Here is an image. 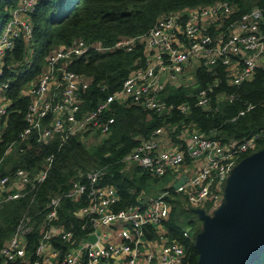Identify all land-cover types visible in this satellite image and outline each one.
Listing matches in <instances>:
<instances>
[{
    "label": "built area",
    "instance_id": "obj_1",
    "mask_svg": "<svg viewBox=\"0 0 264 264\" xmlns=\"http://www.w3.org/2000/svg\"><path fill=\"white\" fill-rule=\"evenodd\" d=\"M37 1L20 0L12 9V16L0 35V76L4 70L2 58L5 52L14 47L21 34L32 38L30 12ZM234 10L229 1H218L171 12L160 18L148 32L121 37L113 46L75 38L68 46L51 51L42 73L30 87L27 126L20 134L21 141L36 134L39 142L47 143L58 131L62 132L64 139L85 132L107 134L114 117H105L104 113L112 108L114 101L124 105L137 104L159 114L177 108L188 115L190 102L175 105L163 98L162 92L167 84L179 83L191 61H198L208 68L224 64L230 83L236 86L251 79L264 58V7H255L229 20ZM138 42L144 44L145 64L135 68L122 87L99 101L94 109L84 111L83 94L93 79L70 69L69 62L92 49L124 48L130 51ZM2 86L8 87V82ZM4 98L0 96V144L6 126V120H2L7 114ZM209 101L208 90L201 89L195 103L207 106ZM173 130L175 132L176 127ZM169 131L167 126L157 127L149 138L135 146L125 160L129 164L135 162L153 176L171 173L173 190L184 192L188 201L198 207L207 202L215 205L221 200L225 180L242 156L256 149L258 140L264 137V133H257L242 141L222 143L206 132L186 126L178 134L184 143L165 145L162 138L165 134L169 136ZM16 148L17 142L9 144L5 153L0 154V165ZM19 149L23 152L25 147ZM45 160L44 168L34 177L23 167L0 175V204L23 197L44 181L52 157ZM101 174V169L88 171L74 180L69 191L50 199L33 259L27 255L26 236L31 229L32 218L25 215L2 247L0 264H15L17 260H26L28 264H83L85 260L87 264H184L186 247L170 238L164 223L171 211L169 201L164 199L169 191L148 202L141 199L115 210L120 194L114 185L100 183ZM183 176H187L185 183L175 188V182ZM65 197L83 201L77 214L85 218L86 224L93 225L92 230L79 241L73 239L72 230L55 223ZM152 231L156 232V237H151ZM184 233L189 235L188 230ZM93 234L97 236L95 241L90 239ZM55 238L70 244L62 249L54 244Z\"/></svg>",
    "mask_w": 264,
    "mask_h": 264
},
{
    "label": "trees",
    "instance_id": "obj_2",
    "mask_svg": "<svg viewBox=\"0 0 264 264\" xmlns=\"http://www.w3.org/2000/svg\"><path fill=\"white\" fill-rule=\"evenodd\" d=\"M19 1L0 0V32ZM218 1H229L233 5L235 10L229 20L255 7H264V0L37 1L30 12L32 38L21 34L14 47L8 49L2 58L4 70L0 76V96L5 97L7 114L2 118L6 120V126L1 137L0 154H4L12 142H17V148L4 158L0 175L23 167L34 177L44 168L46 157L51 156L52 163L47 177L36 188L23 197L0 204V251L13 236L20 220L30 215L31 229L26 235L27 255L33 259L42 236L41 224L46 218L50 199L69 191L74 180L88 171L101 169L100 183L114 185L120 194L119 201L114 205L115 210L169 191L164 197L171 207L170 216L164 222L168 234L172 240L185 245L184 264L199 263L196 238L204 228L199 207L191 204L184 192L174 191L173 185H159L160 180H167L166 176H153L140 165L129 164L125 157L159 126L176 127V134L186 126L195 127L222 143L242 141L257 133H264V67L257 68L254 76L239 86L230 83L228 70L222 63L211 68L200 65L196 72L197 86L167 84L162 97L175 105L190 102L188 115L177 108L159 114L137 104L124 105L114 101L112 108L104 113L105 117H114L110 132L95 144L89 145L83 139L88 132L64 139L62 132L58 131L47 143L39 142L36 134L21 141L20 134L27 126L26 112L31 101L29 89L42 73L51 51L68 46L75 38L113 46L121 37L148 32L160 18L171 12L199 8ZM145 60L144 44L138 42L130 51L124 48L107 51L92 49L69 62L70 69L93 79L83 94L84 111L94 109L99 101L121 88L129 74L144 65ZM5 82H8V87L3 88ZM201 89L208 90L210 95L207 106L195 103ZM173 138L184 143L177 135H173ZM21 146L25 147L23 152L19 149ZM263 147L264 137H261L257 149ZM205 204V209L209 211L212 202ZM82 205L83 201L65 197L55 220V223L72 230L76 241L84 238L93 228L92 224H86L85 218L77 214ZM187 230L188 236L184 233ZM151 237H156L155 231L151 232ZM53 241L62 249L70 244L60 238ZM15 264L28 263L26 260H17ZM83 264H87L86 260ZM252 264H264V250Z\"/></svg>",
    "mask_w": 264,
    "mask_h": 264
},
{
    "label": "water",
    "instance_id": "obj_3",
    "mask_svg": "<svg viewBox=\"0 0 264 264\" xmlns=\"http://www.w3.org/2000/svg\"><path fill=\"white\" fill-rule=\"evenodd\" d=\"M185 181L183 176L174 187ZM198 212L204 221L196 238L198 264H252L264 250V148L235 166L228 179L226 204L215 216L203 208Z\"/></svg>",
    "mask_w": 264,
    "mask_h": 264
},
{
    "label": "rangeland",
    "instance_id": "obj_4",
    "mask_svg": "<svg viewBox=\"0 0 264 264\" xmlns=\"http://www.w3.org/2000/svg\"><path fill=\"white\" fill-rule=\"evenodd\" d=\"M0 35H1V32H0ZM260 67H264V58H262L261 59V61H260ZM183 80H184V77L182 78ZM182 79L179 81V83L182 81ZM178 84V83H177ZM189 86H193V85H189ZM30 90V89H29ZM104 135L105 134H102V133H100V132H95V133H89V134H87V135H85L84 136V140H86V142L89 144V145H91V144H95V143H97V142H99L100 140H102L103 139V137H104ZM181 140H183L184 141V139H181ZM179 143V142H178ZM257 146H258V144H257ZM264 148V147H263ZM263 148H261V149H263ZM261 149H257V147H256V149H254V150H251V153H249V154H244V156H242V158L238 161V164L241 162V160H243L245 157H247V156H249V155H252V154H254L255 152H257V151H259V150H261ZM246 155V156H245ZM132 164H136L135 162H133ZM182 169H185V168H183L182 167ZM165 178H167V180H160L159 181V185H163L164 187H167V186H170L171 184H172V182H173V176H172V174L171 173H169L168 175H166V177ZM228 179L229 178H227L226 180H225V183H224V186H223V188H222V198H221V200L217 203V204H211V207H210V210L209 211H207L206 209H205V206H206V204L205 205H203V206H199V208H203V209H205V211H206V213H209V214H211L212 216H215L219 211H220V209L222 208V207H224L225 206V204H226V188H227V185H228ZM170 193V192H169ZM151 194V193H150ZM168 194V193H167ZM198 208V209H199ZM202 219V218H201ZM202 221H203V219H202ZM203 225H204V221H203ZM204 229V228H203ZM203 231V230H202ZM202 231H201V233H202ZM200 233V234H201Z\"/></svg>",
    "mask_w": 264,
    "mask_h": 264
},
{
    "label": "crops",
    "instance_id": "obj_5",
    "mask_svg": "<svg viewBox=\"0 0 264 264\" xmlns=\"http://www.w3.org/2000/svg\"><path fill=\"white\" fill-rule=\"evenodd\" d=\"M200 66L198 61H191L188 65H187V69H186V73L184 75V80L182 79V81L178 84H174L175 86H189V85H193V86H197L198 81L196 78V72L198 67ZM3 96V95H2ZM1 96V97H2ZM4 97V96H3ZM1 101V100H0ZM5 102V101H4ZM6 103V102H5ZM174 127H170L169 128V136L167 134H165L162 138V143H164L165 145H172V144H176V140L173 138V135H177L178 138V134H176L173 130ZM176 138V137H175ZM178 144V142H177ZM184 168V167H183ZM187 177V176H186ZM152 198L151 197H146L145 199H142V201L144 202H148L150 201Z\"/></svg>",
    "mask_w": 264,
    "mask_h": 264
}]
</instances>
